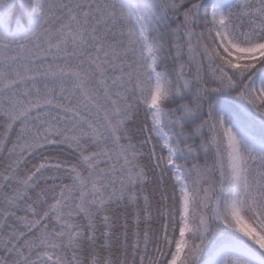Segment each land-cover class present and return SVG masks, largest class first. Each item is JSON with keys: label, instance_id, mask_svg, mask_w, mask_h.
Here are the masks:
<instances>
[{"label": "snow or ice", "instance_id": "1", "mask_svg": "<svg viewBox=\"0 0 264 264\" xmlns=\"http://www.w3.org/2000/svg\"><path fill=\"white\" fill-rule=\"evenodd\" d=\"M0 264H264V0H0Z\"/></svg>", "mask_w": 264, "mask_h": 264}]
</instances>
